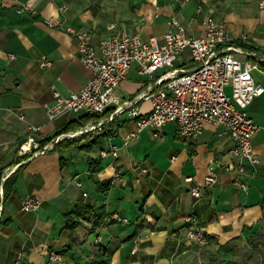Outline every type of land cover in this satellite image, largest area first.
Listing matches in <instances>:
<instances>
[{"label":"crops","instance_id":"1","mask_svg":"<svg viewBox=\"0 0 264 264\" xmlns=\"http://www.w3.org/2000/svg\"><path fill=\"white\" fill-rule=\"evenodd\" d=\"M263 1L0 0V170L4 181L17 175L7 198L1 188L0 264H90L100 247L107 249L110 264H264V94L249 108L260 126L254 149L261 162L255 166L235 155L224 126L210 123L196 139H184L169 123L157 134L146 129L127 142L137 130L127 114L110 124L99 147L81 151L83 157H77L79 150L53 149L36 157L20 152L30 126L41 129L40 144L85 115L49 121L46 106L54 104L56 91L68 96L93 78L77 39L48 25L49 19L89 31L99 48L114 26L148 39L163 36L175 17L190 36L203 37L212 17L234 41L246 36L242 44L264 56ZM46 61L50 64L43 65ZM185 64L191 66L190 52L176 63ZM253 76L264 87V71ZM152 84L134 65L117 93L124 101L135 100ZM138 105L151 110L148 100L139 99ZM111 146L118 156L102 157ZM89 157L105 161L95 178ZM211 174L217 182L206 187ZM194 188H202L201 199L192 194ZM27 196L41 201L38 211L23 210ZM84 206H104L109 222L94 228L88 215L72 243L66 215ZM192 229L203 230L209 244L191 240ZM52 253L60 258L52 260Z\"/></svg>","mask_w":264,"mask_h":264},{"label":"built area","instance_id":"2","mask_svg":"<svg viewBox=\"0 0 264 264\" xmlns=\"http://www.w3.org/2000/svg\"><path fill=\"white\" fill-rule=\"evenodd\" d=\"M47 24L63 29L77 39L80 59L93 73L91 81L80 91L68 96L55 92L54 104L46 106L49 121L55 122L72 113L104 115L109 110L112 112L79 130L59 136L42 149L37 141L41 129L30 126L29 136L20 146L22 155L32 153V157H36L53 150L65 138L99 130L110 131V124L120 115L127 114L137 123V130L127 136V142L139 137L146 129L155 130L157 134L169 123L178 126L184 139H196L210 123L224 126L229 131L237 157L254 166L261 162L254 149V137L260 126L250 116L249 108L264 94V87L253 76V72L260 69V62H264V56H256L240 45L248 41L246 36L239 43L234 41L214 18L209 17L205 21V36L193 37L173 17L169 29L161 37L144 39L139 33L132 34L114 26L111 35L96 48L89 31L66 26L60 19H49ZM186 52H190L191 66L176 65ZM49 64L46 61L43 65ZM134 65L153 84L141 97L124 101L117 90ZM139 99L150 101L151 110L143 111L138 105ZM101 156L117 157L118 150L111 146L102 151ZM216 182L217 176L211 174L206 178V187ZM192 194L201 199L203 190L194 188ZM41 205L37 198L27 196L23 210L38 211ZM187 221L192 223L195 218L188 217ZM188 237L202 247L209 244L201 229H192ZM59 258V254L52 253V260Z\"/></svg>","mask_w":264,"mask_h":264},{"label":"trees","instance_id":"3","mask_svg":"<svg viewBox=\"0 0 264 264\" xmlns=\"http://www.w3.org/2000/svg\"><path fill=\"white\" fill-rule=\"evenodd\" d=\"M247 50H253L251 46H247V44H240ZM259 67L261 70L264 71V62H260ZM112 110H109L104 115L98 114H85L84 116L71 120L68 122L62 130L57 132V134L53 137L41 140L39 149H42L49 143H51L55 138L59 137L64 133H68L74 131L76 129L82 128L89 124L92 121H98L106 116H108ZM108 136V132H101L99 135L92 138L87 144L84 141L90 139L89 135H85L79 139L73 140H62L57 144L54 148V151L57 152H66L70 150H79L85 153H91L97 147H99L102 142L103 138ZM26 141L23 140L22 143ZM89 163V171L93 178H95L98 174H100L105 168V161L102 158H88ZM4 170H0V205L2 203V199L7 198L13 191L15 184L17 183V175H14L7 179L6 181L3 180ZM1 188L3 189V197L1 196ZM91 215L94 219V228L97 227H104L108 225V215L106 212V208L104 206L97 207V206H84L83 208H78L75 211H72L66 215L67 217V226L66 230L70 233V241L73 243L75 241V234L77 229L83 224V221L87 219V216ZM208 240L209 237L207 236ZM90 264H110V256L108 255V251L104 247H100L98 254L96 255L95 259Z\"/></svg>","mask_w":264,"mask_h":264},{"label":"rangeland","instance_id":"4","mask_svg":"<svg viewBox=\"0 0 264 264\" xmlns=\"http://www.w3.org/2000/svg\"><path fill=\"white\" fill-rule=\"evenodd\" d=\"M93 122V121H92ZM79 129H81V128H79ZM79 129H76V130H79ZM76 130H74V131H76ZM103 131H106V130H99V131H95V132H90V133H85V134H83V135H79V136H75V137H73L72 139H70V140H73V139H79V138H82L83 136H85L86 134L87 135H89L90 136V139H88V140H86V141H84V143L85 144H87L92 138H94L95 136H97V135H99L101 132H103ZM112 130H110V132H111ZM114 131H117V130H114ZM71 132H73V131H71ZM69 133V132H68ZM68 133H64V134H68ZM64 134H62V135H60V137L61 136H63ZM63 140H69V138H65V139H63ZM57 144H59V143H57ZM44 148V147H43ZM76 155H77V157H83V153L81 152V151H77L76 152ZM76 162V164H78L79 162L78 161H75ZM84 222V221H83Z\"/></svg>","mask_w":264,"mask_h":264}]
</instances>
